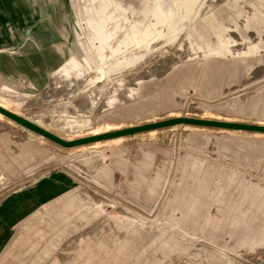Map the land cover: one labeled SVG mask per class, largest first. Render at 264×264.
<instances>
[{
	"label": "rangeland",
	"instance_id": "obj_1",
	"mask_svg": "<svg viewBox=\"0 0 264 264\" xmlns=\"http://www.w3.org/2000/svg\"><path fill=\"white\" fill-rule=\"evenodd\" d=\"M62 1L47 86L0 82L29 120L67 137L185 116L264 125V0ZM190 125L64 149L0 117V204L37 202L0 264H264V134ZM56 173L68 182L38 191Z\"/></svg>",
	"mask_w": 264,
	"mask_h": 264
},
{
	"label": "crops",
	"instance_id": "obj_2",
	"mask_svg": "<svg viewBox=\"0 0 264 264\" xmlns=\"http://www.w3.org/2000/svg\"><path fill=\"white\" fill-rule=\"evenodd\" d=\"M102 11L103 7L98 10ZM66 14L62 0H0L1 83L31 90H41L47 86L50 72L63 60L59 47L64 46L62 35L66 22L63 17ZM102 24L99 21L93 26L100 43L107 38ZM148 32L147 28L134 32L132 38L135 40L139 33L145 36ZM99 56L103 57L101 51ZM24 83L29 87H25ZM49 182L55 185L68 180L56 173L38 183L36 188L44 191L45 187L49 188ZM35 203L1 202L0 254L6 240L11 237L12 229L28 216Z\"/></svg>",
	"mask_w": 264,
	"mask_h": 264
},
{
	"label": "water",
	"instance_id": "obj_3",
	"mask_svg": "<svg viewBox=\"0 0 264 264\" xmlns=\"http://www.w3.org/2000/svg\"><path fill=\"white\" fill-rule=\"evenodd\" d=\"M0 112L5 114L9 118H11L18 124H21L24 127L32 131H35L51 140H54L55 142L63 146H70V145H74V144H78L82 142H87V141H91L95 139L107 138V137H112V136H117V135L131 134V133L141 131V130H146V129L160 127V126H166V125H172L176 123H188V124L206 125V126H220V127H225V128H231V129H241V130H248V131L264 132V125L239 123V122H223V121L206 120V119L189 118V117H174V118H169V119L151 122L147 124H142L139 126H131L127 128H122L119 130L99 134L96 136H90V137L80 138L76 140L65 141L57 137L56 135L46 131L45 129L39 127L38 125L28 121L22 116H19L1 106H0Z\"/></svg>",
	"mask_w": 264,
	"mask_h": 264
},
{
	"label": "bare ground",
	"instance_id": "obj_4",
	"mask_svg": "<svg viewBox=\"0 0 264 264\" xmlns=\"http://www.w3.org/2000/svg\"><path fill=\"white\" fill-rule=\"evenodd\" d=\"M0 106L19 115V116H22L23 118L27 119L28 121L38 125L39 127L45 129L46 131L56 135L57 137L65 140V141H70V140H76V139H80V138H85V137H90V136H96V135H99V134H103V133H107V132H111V131H115V130H119V129H122V128H127V127H131V126H139V125H142V124H147V123H151V122H156V121H160V120H164V119H155V120H152V121H149V122H143V123H138V124H134V125H130V126H127V127H120V126H115V125H110V126H99V127H96L94 128L93 130L89 131L88 133H85V134H81L79 136H76V137H67V136H64L60 133H58L57 131H54L46 126H43L35 121H31L29 120L27 117L21 115L20 113L17 112V110H15L14 108H12L10 105H8L6 102H3L0 100ZM202 115V114H201ZM0 117H3V118H6L10 121H13L15 122L14 120H12L11 118H9L8 116H6L5 114L1 113L0 112ZM185 117H189V118H198V119H206V120H214L211 118H208V117H205V116H185ZM171 118V117H170ZM147 121V120H146ZM216 121H223V122H233V121H230L229 119L226 120V119H219V120H216ZM17 123V122H15ZM18 124V123H17ZM21 125V124H19ZM187 125V124H186ZM190 125V124H189ZM259 125H263V124H259ZM22 127H24L23 125H21ZM191 126V125H190ZM198 126H206V125H198ZM173 128L172 125H166V126H160V127H155V128H150V129H146V130H141V131H137V132H134V133H131V134H123V135H117V136H112V137H107V138H101V139H95V140H91V141H87V142H82V143H78V144H74V145H70V146H63L57 142H55L54 140H51L35 131H32L30 129V131L34 132L35 134L41 136L42 138L56 144L57 146H60L64 149H73V148H83V147H96L100 144H105V143H110V142H115V141H120L122 140L123 138L127 137V136H130V135H154L158 130H161V129H165V128ZM196 127V126H195ZM208 127H212V128H216V129H225V127H220V126H208ZM26 128V127H24ZM239 131L241 129H238ZM231 131V130H230ZM245 131V130H244ZM247 132H255V133H263L264 132H259V131H248L246 130ZM236 132V131H235ZM133 137V136H132Z\"/></svg>",
	"mask_w": 264,
	"mask_h": 264
}]
</instances>
